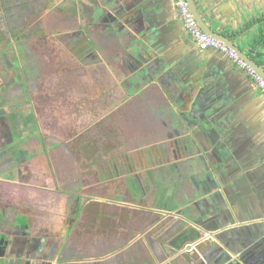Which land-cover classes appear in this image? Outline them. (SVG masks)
<instances>
[{
	"label": "flooded vegetation",
	"instance_id": "flooded-vegetation-1",
	"mask_svg": "<svg viewBox=\"0 0 264 264\" xmlns=\"http://www.w3.org/2000/svg\"><path fill=\"white\" fill-rule=\"evenodd\" d=\"M98 1L101 5L98 4L100 5L98 11H94L97 15L96 28L90 32L82 27H74L78 19L69 9H65L66 12H62L65 10L59 7L47 10V12L63 15L55 19L53 26L58 27L60 24H65L71 27L58 39L66 46L72 57L84 66L103 63V58L99 57L98 51L111 49L114 41H118V33L126 36L119 45L124 46L130 37V33L124 31L123 23L119 20L121 18L119 11L114 10L116 3L120 0ZM37 2L38 0H0V77L13 74L20 78L26 74L30 77L29 81L33 82L41 76L44 69L42 64L46 60L43 61V56L40 59L35 51H32L31 41L36 37L30 35L31 33L24 34V37L21 34L30 26L27 18L35 14ZM104 21L110 25L105 27ZM38 30H43L39 21L35 27V31ZM40 43L42 45V42H39V45ZM123 54L117 61L118 65L122 70L125 67L126 72L130 70L141 73L138 80L140 79V83L145 88L140 92L141 96L143 95V97L140 96V103L146 109L152 107L149 117L155 127L153 130H142V133H146L145 141L140 139L139 143L132 141L131 144L134 147L150 145L149 152L153 153L156 150L153 144L155 136L162 135L160 139H157L161 142L175 133L180 134V128L185 126L182 114L186 113L189 107L190 94L180 82L181 79L188 82L190 88L196 87L198 81L190 82L189 74H186L184 68L178 70L169 68L164 76L159 78L158 87L150 83L146 87L147 81L144 82L146 67H140L137 58L131 53ZM4 59L5 62H3ZM28 64L31 65L28 66ZM172 81L179 82L178 88L182 90L170 86ZM35 83L30 85L33 91L36 90ZM19 117L16 122L13 119L11 121L12 138L16 139L19 133L27 135L28 126H30V140L17 145L15 140L8 138L10 135L8 131L2 130L1 133L5 132L6 138L3 143H0V149L3 145L5 146L4 153H0V176L8 175L12 180L28 181L34 174L27 163L37 156L36 147L41 145L45 147L46 152L43 151V153H47L50 159L53 158L58 163L57 167H51L52 172L58 175L56 178L53 177V184L59 188L61 180L63 187L60 188L68 190L71 194H68L62 222L56 230L50 233L46 225L37 224L36 217L31 215L32 209H23L19 202V205L17 203V205L3 204L4 210L0 207V228H4L12 237L21 238L17 239L15 250L11 251L12 254L18 256L10 264H256L254 251H250L251 248L247 246L248 235L253 237L249 231L251 221L247 219L248 212L241 210L244 216L236 219L237 214H231L232 210L229 207L224 210L226 218L219 217L221 208L216 199L215 185L221 176L218 172L211 170L207 171L208 174L203 171L204 164H202L201 157L196 156L198 157L196 165L200 169L201 178L197 171L189 172V168L193 169L192 163L182 160L180 163L173 164L171 170H177L175 175H171L170 181L176 189L171 187L170 192L161 189L160 186L168 185L164 180L152 176V181L147 182L142 175L132 173L136 163L131 160L130 155L125 154L110 158V162L98 163V174L100 175L98 186L90 181L91 174L81 170L80 164L74 161L73 148L67 140H61L56 135L48 136L51 139L49 148L44 130L32 121L24 128ZM25 119L29 121L28 117ZM36 125L39 131H36ZM9 141H12V144L6 145ZM159 141L158 146H163L167 155L174 153L176 158L181 156V159L185 154L196 155L195 152L187 151L185 144L180 143V138L170 141L172 145H167L166 142L160 144ZM149 152L146 155L147 162ZM134 154L137 156V150ZM5 155L12 158L4 160ZM137 158L138 156L135 157ZM68 162L71 163L70 166ZM172 171L170 173L173 174ZM209 172L212 173L206 177ZM187 173L190 179L186 183L185 174ZM114 179H121L116 187L119 193L122 191H124L123 195L129 193L133 196L135 203L138 200V204L144 202L141 196L148 192L145 187L153 185L154 189H149L150 192H148L152 197L151 205L152 207L160 205L157 209H162L166 213L163 215L159 213L151 218L147 212L139 213L136 216L133 215L131 219H127L126 214L122 213L119 220H114L112 214L108 217L102 216L103 213L97 208L98 205H91L90 201L94 196L105 197L104 194L108 192V189L100 192L101 188L105 182ZM144 180L147 185L146 183L144 185ZM48 184L45 182V185ZM119 193L114 192V195H111L112 199L119 200L117 197L122 196ZM161 196L166 198L161 203L156 202ZM97 210L102 217L96 212ZM104 210L105 208L103 212ZM26 211L29 214L24 218ZM165 215L166 220L164 221ZM7 221H13L14 224L8 225ZM116 221L121 222V229L111 224ZM158 222H160L159 226H162L157 235L158 242L162 243L161 249L158 247L159 243L155 242L152 227ZM52 228H55V225H52ZM132 228L136 229L137 233H131ZM243 231L246 238H241L240 233ZM138 235L140 236L137 238ZM257 240L258 237L255 236L253 243ZM3 251V248L0 249V253Z\"/></svg>",
	"mask_w": 264,
	"mask_h": 264
},
{
	"label": "water",
	"instance_id": "water-1",
	"mask_svg": "<svg viewBox=\"0 0 264 264\" xmlns=\"http://www.w3.org/2000/svg\"><path fill=\"white\" fill-rule=\"evenodd\" d=\"M174 2L177 3V0H120L114 10L119 11L123 27L140 25L143 27L144 38L159 42L164 40L167 45H175L180 38L191 36L178 5L175 12L171 13L170 5ZM188 2L203 30L234 47L241 57L264 74V68L257 59L262 54L259 52L260 48L264 46V12L253 14L250 10L248 15V10L244 7L246 0ZM224 2H232L240 7L242 24L235 37L247 42L246 48L251 51V56L244 52L233 35H230L232 33L226 31L230 23L218 17L226 13L218 7ZM216 7L218 8L215 9ZM208 18L211 19L209 23ZM190 39L194 42L186 41L191 47L180 53V57H175L174 62L165 61L160 71L184 68L186 74H189L190 82L198 81L194 88H190L188 82L182 79L180 81L190 94L189 107L182 114L186 149L188 152L200 153L203 171L207 173L211 170L221 176L215 185L216 199L221 208L219 217L226 218L224 210L229 207L231 214H237L236 219L244 216L241 210L248 212L247 219L251 221L249 231L253 237L248 235L247 246L251 248L250 251H254L256 264H264V130L256 127L255 115L249 112L248 107L255 96L250 88L235 81L234 73L231 76L224 75L228 68L233 71L225 52L214 47L201 50L195 46V40L192 37ZM143 43H136V46L143 49L145 42ZM241 71L242 75L248 76L245 69ZM247 79L250 81L251 77L248 76ZM170 86L181 89L178 88L179 82L172 81ZM211 173H207L206 177ZM6 224L14 222L7 221ZM1 233L10 235L4 228H0ZM240 234L241 238H246L244 231ZM255 236L258 240L253 243ZM16 239L12 236L10 239L0 236V248H14ZM13 258L6 253L0 254V264H10Z\"/></svg>",
	"mask_w": 264,
	"mask_h": 264
},
{
	"label": "crops",
	"instance_id": "crops-1",
	"mask_svg": "<svg viewBox=\"0 0 264 264\" xmlns=\"http://www.w3.org/2000/svg\"><path fill=\"white\" fill-rule=\"evenodd\" d=\"M247 2H245V9L248 10V15L250 13V10L252 11L251 13L256 14V13H260V12H264V0H246ZM218 7H221V9L224 10V14H220L218 15L219 18L223 19L224 21L230 23V25L227 26V30L231 32L233 35L234 39L236 40V42L242 47V49L244 50L245 53H250L251 51L248 50L247 48V42L245 40H238L235 35H238V29L242 24V19H241V9L240 7H237L236 4L232 3V2H224L223 4L219 5ZM218 7H216L215 9H217ZM171 8V13L173 14L177 8V3L174 2L173 4L170 5ZM114 12V10H113ZM211 21L210 18H208V23ZM232 27V29H231ZM237 29V30H236ZM127 31L130 33V37L128 39V41H126L124 44V46L119 45L121 42L119 40L120 37H122L123 34L118 33V41L115 40L113 45H111V48H115L118 49L119 47H126L127 46V42H128V46H130L129 50H131V54L134 55L137 59H139L140 63L138 62V65L140 67H146V80L144 82L147 81V85L150 83L151 85H155L158 87L159 81H160V77L164 76L166 71H160V67L162 65H164L165 61H169L170 63L174 62L175 57H180V53H182L184 50L189 49V43L187 42L188 40H192L190 39L188 36L183 38H180V40L175 43V45H171L170 43L167 45V43L162 40V41H155V40H150L149 38H144V32H143V27L140 25H136L135 27H124V31ZM187 34V33H185ZM185 36V35H184ZM145 42L144 48L140 49L136 46V43L141 42L142 44L143 41ZM146 40V41H145ZM187 40V41H186ZM192 42H194L192 40ZM196 44V43H195ZM228 44V43H227ZM197 47V45H195ZM191 47V46H190ZM247 47V48H246ZM124 48H119V49H124ZM179 50V51H178ZM262 54L261 56L257 59H259L260 65L262 68H264V46H262L260 48V51ZM250 55V54H249ZM252 55V54H251ZM250 55V56H251ZM145 57V59L143 58ZM135 58V59H136ZM227 60H229L230 62V67H232L233 71L228 68L226 69L224 75L226 76H231L230 74L234 73V76L236 79L235 81L238 82V84H242L243 86H247L248 88H250L252 90V92L254 93L255 98H253L249 103V109H250V113H253L255 115L254 118V123L256 124V127H258V129L260 130H264V92L261 90V88H259L258 86L254 85L252 79L249 81L247 78L248 76H244L242 75V71L243 68L239 67L234 61H232L228 56L226 57ZM243 58V57H242ZM136 59V60H137ZM114 60V59H113ZM3 62H5V59L3 60ZM114 63H111L112 65H107L108 71L112 70V72H110L113 76H114V82L116 81L117 83V87H115V90L118 93H122L124 91V87H123V83L120 80V73H117L120 69L119 65L117 64L116 60H114ZM92 66V64L88 65L87 67ZM113 70L115 72H113ZM106 70V72H108ZM43 73V72H41ZM261 73V72H260ZM262 75H264L263 73H261ZM0 77V143H3L5 140V136L4 133H1L2 130H7L8 134H10L8 136L9 139L11 140H15L12 138V127H11V121L12 119L14 120V122L17 121V117L19 116H23L24 118L28 117L30 118L29 120L38 124V127L44 129V126H42L39 122H35V115L34 112L36 114V118H38L39 113L36 111V109L33 107V103H35V99L36 97L34 96H30L28 97V86L31 85V83L36 82V80L34 79V81H29V78L26 74L22 75V77H16L13 74H8ZM43 76V74H41V76L39 78H41ZM85 76V75H84ZM83 76V77H84ZM38 78V77H37ZM59 85V82L56 84ZM110 80H107L105 82V87L107 88V91L110 90ZM139 88V89H138ZM136 90V94L139 96L141 90L140 87H138ZM141 88H145L143 87V84L141 85ZM61 88H58L57 90H60ZM169 90V89H168ZM5 91V92H4ZM19 91V92H18ZM111 92V91H110ZM3 93V95H2ZM68 92L66 91H62V92H57L58 97H62V98H68L69 95ZM109 95H111L109 93ZM141 95V94H140ZM253 96V95H251ZM106 98V97H105ZM108 98H110V96H108ZM141 98V97H140ZM63 102V101H62ZM140 102V99H139ZM39 104V103H38ZM141 105V103H140ZM139 103L133 105V106H123V105H119V106H114L113 109H111L109 112L110 113H114L115 114V118H114V123L115 126L114 128H116L117 130H119L120 132H122L123 130V123H126V125H128V127H131L132 129L135 128V130H139L138 132L142 133V130L144 129V131L146 129L148 130H153L155 129V127H153L152 124V120L149 117V114L152 113V107H150L149 109L145 108L144 106L141 105V108H137L140 107ZM33 107L35 109V111L32 113L28 112V107ZM30 107V108H31ZM128 107H130L129 109H127ZM187 111V110H186ZM127 113V118H126V122L124 120L123 114ZM29 115V116H28ZM31 116V117H30ZM106 118V117H105ZM105 118L103 119L102 122H105ZM27 120V119H26ZM106 124H113V120L111 119V121L105 122ZM67 125L70 126H74V128L76 127V123H73V121H71V123H66ZM79 126H77V128L75 130H78V132L76 133L77 136H74L75 134L73 133V131H69L67 133H62L61 135L63 137H60L59 134H57V138L61 139V140H67L68 143H70L69 145L72 146L73 148V153L75 155V162L81 163L80 168H82L83 170H85L86 172H89L91 174V177L95 178L96 175L98 174V169H97V165L96 163H100V162H108V158H112V157H108L107 156V148H106V142L103 141L102 142V138H98L96 139L98 141V144H92L91 143V139L90 138H85L87 136L86 134V130L90 129L91 127L89 126H84L81 123ZM59 131V128H57ZM184 128H180V134L179 133H175L172 136H169L166 140L164 141H159L160 144H163V142H166L167 145H172V143L170 141L176 139V138H180V143L183 145V143L185 144V134L182 132L184 131ZM56 130V129H55ZM20 135H26L25 133H19ZM18 134V135H19ZM56 134V133H54ZM18 135L16 137H18ZM12 141H9V143H6V145H11ZM98 146L97 149V154H93L92 155V149ZM162 148L160 152V150L156 149L154 150L153 153H150L149 156V161L146 163L142 162V165L144 163L143 166H138V164H136V167L134 168V171H132V173H138L140 175H142V177L146 178V181L148 182V180L151 182V177H156V178H160L162 180L165 181L166 184L168 185H162L160 186L161 189H166V191L170 192L169 188H173L176 189V187L173 186L172 181H170V177L171 175H175V170H171V167H173V164L176 163H180L182 160H185L186 162L192 163V168H189L188 170H190L189 172H195L197 171L198 173L200 172V169H198L197 167V160L200 153L195 152L196 155L191 156V155H186L184 157H182V159L180 157H175V154L172 153L171 155H167L165 154V150L163 148V146H161ZM5 146L3 145L2 148L0 149V153H4ZM6 148H8L6 146ZM172 148V146L170 147ZM119 156L122 155L123 156V152L122 150L118 151ZM127 155V154H125ZM33 156V155H31ZM38 156H44V159L48 160L47 162H49L50 156L47 153H40ZM49 157V159H48ZM117 157V156H114ZM113 157V158H114ZM131 160L134 161L135 163V157L131 156ZM9 158H12L11 156H7L5 155V158H3L4 160L7 159L9 160ZM68 158V156H67ZM66 158V159H67ZM68 160V159H67ZM69 160H71L69 158ZM110 162V161H109ZM181 166V164H178ZM48 167V171L50 174V180L47 176V174H42L40 175L41 172H38V174H34V172L32 171V173L34 174L33 177H31L28 181H19L18 179H10L8 177V175L1 177L0 176V207L1 209H3V204H10V205H17L18 202L20 203V205L23 207V209H32V213L31 215L36 217L37 220V224L39 226H45L46 228H48V232H52V230H56L57 227L60 225V223L62 222V219L65 216V207H66V203L68 201V194H71V192H69L66 189L60 188L63 187L60 185L59 188H56V186L53 184L52 180L53 177L55 176V174L52 172L51 166L48 163L47 164ZM176 167V166H175ZM99 168V167H98ZM122 168H120L121 170ZM187 170V172H188ZM73 171V170H72ZM77 171V168L75 170V172ZM170 171L173 172L170 173ZM37 172V171H36ZM177 175L179 174L178 172L176 173ZM145 175V176H144ZM200 178H201V174L199 173ZM34 178V180H33ZM190 179L188 173L185 174V180L186 183L188 182V180ZM33 181V182H32ZM44 181V183H43ZM45 182L49 183L48 185H45ZM144 185L147 182H145V180L143 181ZM148 187V188H147ZM146 190H148V192H150L151 189H154L153 185L152 186H146L145 187ZM150 189V190H149ZM103 191V188L100 192ZM120 191L118 190V193ZM144 194L143 199L144 202L142 204H138L139 202L136 201L132 198L133 196L130 195H122L117 197L119 200H115L116 198L112 199V196H105V197H100L99 196H94L93 198H91L92 200L91 205H98V209H100L103 213L102 216L104 217H108L111 216L114 220H119L121 217L122 213L126 214L127 219H131L134 216H136L137 214H143L145 212H147V214H149V218H151L153 215L159 214L161 213L162 215L166 212H164L162 209H157L160 208V205H154L152 207L151 202L148 203L147 201H145V198H148L149 201L152 200V197L148 194ZM129 194V193H127ZM138 197H140L139 194H137ZM166 197L165 196H161L159 201H156L158 203H161L162 200H164ZM17 203V204H16ZM114 203V204H113ZM7 204V206H8ZM19 205V204H18ZM9 207V206H8ZM103 208H105L104 212H103ZM144 208V209H142ZM4 210V209H3ZM27 210V209H26ZM100 217L101 214L99 213V211H96ZM29 213L26 211L24 218H26L25 216H27ZM168 214V213H167ZM7 217V216H6ZM166 215L164 216V221L166 220ZM112 219V220H113ZM162 220V221H163ZM161 221V222H162ZM111 224H115L119 229L122 228V224L120 221H116L114 223ZM160 222H158L157 224H154L153 227V233H154V237H155V242L156 244L159 243L158 242V233L161 230L162 226H159ZM52 225H55V228H52ZM128 230V229H127ZM131 233H137V230L134 228L130 229ZM1 238H5V239H10V235H7L5 233H1L0 234ZM140 235L137 236V238ZM17 239H21L19 237H17ZM17 239L15 244L17 243ZM161 245L162 243H159L158 247L161 249ZM3 248V252L0 254H5L8 256H13L14 258H16L18 255L16 254H12L11 251L15 250L14 248L11 247H2ZM0 248V249H2ZM156 255V253H155ZM157 256V255H156ZM13 258V259H14ZM12 260V259H11ZM13 263V262H12Z\"/></svg>",
	"mask_w": 264,
	"mask_h": 264
},
{
	"label": "rangeland",
	"instance_id": "rangeland-1",
	"mask_svg": "<svg viewBox=\"0 0 264 264\" xmlns=\"http://www.w3.org/2000/svg\"><path fill=\"white\" fill-rule=\"evenodd\" d=\"M98 4L101 5L98 0H38L36 3L35 14L27 18L30 22V26L27 27L21 34L24 37V34L27 35L28 33H31L30 35L36 37L31 41L33 45L32 51H35L37 57L40 59L43 56L42 60L46 61H42V67L44 69L42 71L43 73L41 74H43V76L41 78H36V90L33 91L30 85L28 86V97H36V102L33 103V107L35 109L37 107L36 111L39 113L38 118H36V114L34 112L35 109L33 107H28L27 111L31 113L33 111L35 115L34 121L37 123L41 122L40 124L44 126V135L47 137L45 139L47 141V147L49 148L51 147V139L48 138V136L59 134L60 137H63L61 134L67 133L69 131H73L75 134L74 136H77L76 133L78 130L75 129L80 125L78 123H81L84 126L91 127L90 129L86 130L87 136L85 138H90L92 144H98V141L96 140L98 138H102V142H106L108 157L119 156L118 151L122 150L124 154L131 155L133 157L138 156V158L135 160V163L141 167L145 162H147L146 155L147 152L150 151L151 146L140 145L138 147H134L131 142L133 141L134 143H139L140 139L145 141L147 137L144 135L146 133L138 132L139 130L128 127L126 123L122 124L123 130L120 132L114 128L115 114L109 112L114 106H133L137 103L140 104L139 99L141 101V93L139 96L135 93L136 90L139 89L138 87H140V90L143 89L141 88L142 84L140 83V79L138 80V78L141 77L140 72H138L139 74L137 72H131L130 70L126 72L125 67L124 70L119 69L117 73H120V80L123 83L124 91L122 93H118L115 90V87L118 85L116 81L114 82V76L110 73L112 70L108 71L107 68V65H112L111 63L115 64L114 60L117 62L118 59H120V55L122 53H124L123 55L126 53H131L128 42L127 46L129 48L125 47V49H119L124 48L119 47L118 49L111 48L98 51L100 55L99 57L103 58V63L92 65L90 67L84 66L80 64V62L74 57H72L66 46L58 39L64 32H66V30L70 29L71 27L69 28L65 24H60L58 27L52 25L55 19H59L63 15H58L57 13H52L51 11L47 12L49 8L54 9L59 7L63 10L69 9V11H72L74 16H76L75 18L78 19V22L74 24V27H82L86 31L90 32L94 31L96 28L95 24L97 22V15L96 12L94 13V11H98L97 9L100 6ZM66 10L62 12H66ZM38 21L43 26V30H38L36 32L35 27L38 25ZM21 24H23V22ZM103 25L107 27V25L110 24L104 21ZM107 33L109 32L107 31ZM91 36L94 37L92 34ZM125 37V34H123L122 37L119 38L120 42ZM39 42H42V45L41 43L39 45ZM41 53L44 54L40 55ZM30 65L31 64H28V66ZM106 70L108 72H106ZM113 72L115 71L113 70ZM107 80H110L111 85L109 91H107V88L105 87V82ZM58 82L59 85H56ZM58 88L61 89L57 90ZM62 91L69 93L67 94L69 95L68 98L58 97L57 92ZM109 93L111 95H109ZM108 96H110V98H108ZM141 97H143V95ZM129 108L130 107L127 109ZM123 117L126 122V112L123 114ZM104 118L105 122L111 121L112 119L113 124H106L105 122H102ZM19 121L22 125H24V128L28 126L29 122H31L30 120L27 121L23 116L19 117ZM71 121L76 123L75 128L74 126L69 127V125L66 124H70ZM29 128L30 126H28L27 135L19 134L18 137H16L17 145L22 142H29V135L31 134ZM57 128H59V131ZM36 131H39L37 125ZM130 135L132 136L130 137ZM161 137L162 135L158 134L155 136V141H153V144H155L154 148L157 150L159 149L160 152L161 146H158L157 142L159 140L157 139H160ZM97 149L98 146H95L92 149V155L97 154ZM135 150H137V156L134 154ZM36 151L37 156L27 163V166H29L30 170H33L34 174L37 175L38 172H41L40 175L49 173V169L47 167L48 163L51 165V167H57L58 163L55 159L52 158L49 160V162H47L48 160L44 159V156H38L40 153L45 151L44 146H37ZM109 161L110 159L108 158V162ZM142 161L144 162L143 165L141 163ZM79 164L81 165V163ZM70 165L71 163L68 162V166ZM96 165L98 169V163H96ZM80 169L83 170L82 168ZM47 176L50 180V174H47ZM56 176L58 175L56 174L55 178ZM99 177V174H97L95 178L90 177V181L92 183L95 182L96 185L99 186ZM120 180L121 179H114L112 181L105 182L102 188H107L108 192L104 195L111 196L114 195V192H118L116 187L119 185L118 182ZM60 185H63L61 180ZM123 193L124 191L119 193V195H123ZM125 195L130 196V194L127 193ZM145 201L148 203L151 202L148 198H145Z\"/></svg>",
	"mask_w": 264,
	"mask_h": 264
},
{
	"label": "built area",
	"instance_id": "built-area-1",
	"mask_svg": "<svg viewBox=\"0 0 264 264\" xmlns=\"http://www.w3.org/2000/svg\"><path fill=\"white\" fill-rule=\"evenodd\" d=\"M177 5L181 10L187 32L195 40L199 49L206 50L214 47L225 52V54L232 61L247 71L254 85L261 88V90L264 92V75L258 72L251 64H249L248 61L242 58L234 47L229 46L225 41L214 37L210 33L203 30V28L198 23L188 0H177Z\"/></svg>",
	"mask_w": 264,
	"mask_h": 264
}]
</instances>
